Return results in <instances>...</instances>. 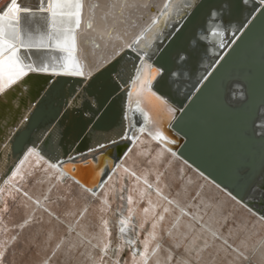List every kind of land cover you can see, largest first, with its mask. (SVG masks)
Returning a JSON list of instances; mask_svg holds the SVG:
<instances>
[{
  "label": "bare ground",
  "instance_id": "6f19581e",
  "mask_svg": "<svg viewBox=\"0 0 264 264\" xmlns=\"http://www.w3.org/2000/svg\"><path fill=\"white\" fill-rule=\"evenodd\" d=\"M210 1L215 0H204L202 5L196 4L198 0H184V3L188 5V11L185 14L186 19L184 18L185 21L187 20L185 26L191 23V31L198 16L207 12L205 6ZM246 1L247 5L252 4V0ZM256 1H258L259 6L264 5V0ZM113 2L114 0H82L80 27L75 29L73 33L76 43L74 49H71L70 40L67 44L62 42L59 47L54 41L45 40L46 44H52L51 48L33 50V52L21 51L20 57L25 64H33L34 67L46 66L48 71H27L26 69L27 75L16 84L11 85L10 88L5 89L4 93H0V187L3 188L4 184L9 182L12 177L23 176L24 167L35 165L32 160L33 157H36L38 163H41L42 159L47 160L45 166L47 170L44 177L55 174L62 180L72 179L83 190L85 189L91 194H95L104 188L109 176L111 177V174L116 170L120 171L119 167L123 166L130 177L136 179V186L140 192L147 191L148 186L155 194L152 196L157 201H164L162 198L160 199L163 197L170 203H174L182 212L191 215L190 211L181 205L185 201H190L191 189L184 183V189L176 185V181L180 178L179 175L190 171L187 180H193L194 175L200 174L218 187H215V191L217 189L222 190L221 192H225L241 204V206L238 205L241 208L238 224L240 227H246L247 233L242 235L239 245L230 244L237 252L248 256V252L255 250L259 241L261 243L264 241V192L261 190V186L264 187V170L258 172L259 174L246 193L239 194L247 205L244 204V201L242 203L239 201L240 199L234 198L230 191L221 187L206 172L180 154L181 145L186 140V136L173 127V119L177 114H180L184 105L174 102L168 95L161 94L156 88L158 78L164 70L167 71L170 68L168 54L163 51L157 53L158 42H168V51L172 50V44L177 47V39L174 41V37L171 39L169 37L174 27L180 25L184 19L176 23L173 18L178 15V12L173 11L169 19L161 20L160 13L165 10L164 5L169 3V0H147L148 7H141L132 10L130 13L126 12L124 18L117 15L116 11L109 6ZM9 3L10 0H0V9H7ZM18 3L21 4V7L32 9L30 14H21L19 27L22 30V38L23 30L29 27L25 20L34 23L33 36L35 39H38L40 33L50 30L48 15L38 11L40 0H18ZM241 9V0H235L237 15L241 13ZM214 15L216 16L217 13L214 12ZM153 20L160 21V27L154 32L153 39L145 38L144 43L137 46L133 42L152 25ZM211 24L213 26L207 34H200L206 41H209L207 55H204L201 64L210 66V63H214L210 69L215 66L219 57L229 50L241 32V27L237 28L236 24H232L228 32H225L224 28L218 27L216 22L212 21ZM234 31L237 32L234 34ZM231 34L234 35L230 38L229 35ZM181 35L182 31L180 30L179 36ZM128 44H132V47H127ZM66 48L71 50V55H69V51L65 50ZM126 49L134 51L139 57L135 65L133 61H126L123 65L122 59L119 72L114 73L121 84L113 97L116 101L115 107L120 112L118 117L112 119V110L108 116L102 118L108 112L110 101L105 106L99 104V98L103 94L101 87L94 94H91L94 92L91 91L89 95L82 88H78L75 95H66V104L61 107L59 114L55 116L52 122L42 128L50 120V117L42 105H39L38 102H30L29 85L25 83L28 76L31 74H52L55 77L58 75L80 76L89 80L94 74L102 70L104 71L103 80L108 81L110 77L108 66L120 62L122 53ZM157 56L160 64L156 62ZM213 57H217V59ZM144 61L160 69V74L152 82V89L166 101L164 104L156 100L149 102L142 94L137 95L133 89V81L138 71H148L142 67ZM203 68L204 66L200 69ZM79 71H82L84 75H77L76 73ZM3 72L6 82L7 75L14 74L15 68L5 66ZM240 91L239 98L243 100L246 95L243 89ZM85 102H90L91 107H86ZM35 110L34 121L36 124L30 127V118ZM260 111L263 112L264 108L262 107ZM101 118L105 119L104 122L112 123L107 130L97 129L98 120ZM258 122L261 130L264 126V119ZM38 128L39 131H37ZM195 131L197 132L196 129ZM213 132L215 131L211 128L206 129L202 136L205 139L201 142L196 141L189 153L202 165L209 162L207 165L216 170L219 175L224 176L223 178L232 177V172L240 169L239 165H241L242 160H247V156L240 159L242 150L234 153H231L230 150L225 152L222 148L223 145L218 141L217 134ZM47 139L52 140L55 154H51L48 149L41 150ZM222 161H226V163L224 164ZM163 167H167L168 173L165 172L166 170L163 171ZM247 167H249L247 168L248 171L242 177L240 176L238 181L240 188L247 185V175L252 170L257 169V164L255 163L251 167L247 165ZM169 185L177 189L178 196L177 194L172 195L167 190ZM38 187L42 189V186ZM219 191L217 193L222 194ZM214 192L202 193L204 195L202 199H205L202 200L205 203L203 209L207 210V204L214 205L210 219L225 222V216L228 214V209H225L228 207V200L227 198L217 200L214 196L216 192ZM153 197L151 198V205L154 204L155 206L157 202L154 203ZM248 204L254 205L255 208ZM149 211L154 212L150 207ZM126 223L120 221L119 236L141 253V249H137L138 247L134 244L132 245V240L135 237L129 230V222L127 223L128 226L125 225ZM203 224L208 228L211 235H217L227 240L225 236L218 233L214 225L206 222ZM184 225L189 226L188 221ZM206 232L208 233V231ZM242 246L248 251H244Z\"/></svg>",
  "mask_w": 264,
  "mask_h": 264
},
{
  "label": "rangeland",
  "instance_id": "374dc122",
  "mask_svg": "<svg viewBox=\"0 0 264 264\" xmlns=\"http://www.w3.org/2000/svg\"><path fill=\"white\" fill-rule=\"evenodd\" d=\"M48 141L45 149L54 151L52 140ZM32 160L35 165L24 167L23 176L12 177L0 187V264H264V241H259L248 256L230 244L239 245L247 233V228L238 224L241 204L222 190L215 191V184L192 168L198 174L193 180H187V171L176 181L177 187L184 189V183L191 189L190 201H185L186 205L179 202L190 211L189 215L163 197L160 199L164 201H157L148 186L147 191L140 192L136 179L123 166L109 176L104 188L91 194L72 179L62 180L55 174L44 177L47 160ZM166 168L162 169L168 173ZM258 172L247 177L243 194ZM168 187L172 195L178 196L176 188ZM210 192L217 200L227 198L225 222L210 219L214 205L207 204V210L203 209L202 193ZM232 196L247 205L241 195ZM152 197L155 206L151 205ZM120 221L129 222L135 237L132 245L141 253L119 236ZM187 221L192 224L184 225ZM203 222L214 225L227 240L211 235Z\"/></svg>",
  "mask_w": 264,
  "mask_h": 264
},
{
  "label": "water",
  "instance_id": "95a60500",
  "mask_svg": "<svg viewBox=\"0 0 264 264\" xmlns=\"http://www.w3.org/2000/svg\"><path fill=\"white\" fill-rule=\"evenodd\" d=\"M203 2L204 0H198L196 4L202 5ZM246 2L241 0V13L237 15L235 0L210 1L205 6L207 12L198 16L192 31L191 23L185 26L186 18L180 25L174 27L169 39L173 37L174 41L177 39V47L172 44V50L168 51V42L159 41L157 45L158 54L161 51L168 54L170 68L167 71L164 70L158 78L159 84L156 88L174 102L184 105L180 114L173 119V127L186 136V140L181 145L180 154L206 172L221 187L236 195L243 193L242 188L238 187V181L240 176L242 177L248 171L247 165L251 167L257 164V169L252 170L247 177H252L261 166H264V126L260 130L258 122L264 119V111H260L262 107L264 108V5L259 6L256 0H252L250 5ZM214 12L217 13L216 16ZM212 21L216 22L218 27L224 28L225 32H228L232 24H236L237 28L241 27V32L229 50L221 55L215 66L213 65L214 67L210 69L214 63H210V66L201 64L204 55H207L209 41L200 34L209 32L213 26ZM25 22L35 29L33 22L27 20ZM177 29L182 31L181 36ZM236 32L234 31V34ZM234 34L229 35L230 38ZM46 56L49 57V55ZM138 57L134 51L126 49L122 53L120 62L108 66L110 70L108 81L103 80L104 71L102 70L89 80L80 76L58 75L55 77L52 74L28 76L25 83L29 85L30 102H38L50 117L42 128L59 114L61 107L66 104V95H75L78 88H82L89 95L91 91H94L91 93L94 94L101 87L103 94L99 98V104L105 106L110 101L108 112L102 118L108 116L112 110V119L118 117L120 112L115 107L116 101L113 97L121 84L114 73L119 72L122 59L123 65L126 61H133L135 65ZM158 58L157 56L156 62L160 64ZM213 58L217 59V57ZM200 66L204 68L201 70ZM240 89H243L246 95L243 100L239 98ZM85 103L88 108L92 105L90 102ZM35 113L36 110L31 115L30 127L36 124ZM102 118L98 120L97 129L107 130L112 123L104 122L105 119ZM39 128L37 131L40 130ZM209 128L215 131L213 133L217 134L218 141L223 145L225 152L230 150L234 153L242 150L240 159L247 156V160H242L239 165L240 169L232 172V177L223 178L224 176L219 175L216 170L207 165L209 162L207 164L203 162L202 165L189 153L196 141L201 142L205 139L202 137L203 132ZM48 140L50 139H47V142ZM45 145L46 142L43 144L44 151ZM49 151L55 154V151ZM222 163L225 164L226 161ZM263 170L264 167L259 173Z\"/></svg>",
  "mask_w": 264,
  "mask_h": 264
},
{
  "label": "snow or ice",
  "instance_id": "6c2138e0",
  "mask_svg": "<svg viewBox=\"0 0 264 264\" xmlns=\"http://www.w3.org/2000/svg\"><path fill=\"white\" fill-rule=\"evenodd\" d=\"M109 6L116 11L117 15L124 18L126 12L130 13L132 10L148 7V3L147 0H114ZM81 9L82 0H40L38 11L48 15L50 19L48 27L50 30L40 33L38 39L34 38L31 26L23 30L22 38V30L19 27L21 14H30L32 9L21 7L18 0H10L7 9H0V93H4L5 89L20 81L27 75V71H48L46 66L34 67L33 64H25L20 57L21 51L27 50L28 52H33V50L39 51L51 48L52 44H46L45 40L54 41L58 47L62 42L67 44L70 40L71 49L76 47L75 35L73 33L75 29L80 27ZM164 9L160 13L161 20L166 21L170 18L173 11H177L178 15L173 19H175L176 23H179L180 20L185 18L188 5L184 3V0H169V3L164 5ZM159 27L160 21L153 20L152 25L141 36H138L133 43L140 46L144 43L145 38L153 39V34ZM127 47H132V44H128ZM65 50L69 51V55H71L70 49L66 48ZM5 66L15 68L14 74L7 75L6 82L3 72ZM142 67L148 71H138L133 81L134 91L137 95L142 94L149 102L156 100L161 104L166 103L152 89V82L160 74V69L149 65L146 61L143 62ZM76 74L84 75L82 71ZM157 84H159V81H157ZM169 110L171 111V109Z\"/></svg>",
  "mask_w": 264,
  "mask_h": 264
}]
</instances>
